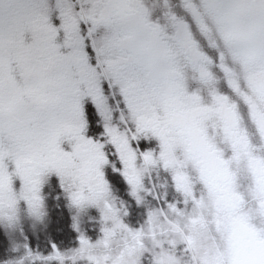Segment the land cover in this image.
I'll list each match as a JSON object with an SVG mask.
<instances>
[{
	"label": "snow or ice",
	"instance_id": "1",
	"mask_svg": "<svg viewBox=\"0 0 264 264\" xmlns=\"http://www.w3.org/2000/svg\"><path fill=\"white\" fill-rule=\"evenodd\" d=\"M179 3L161 25L144 0H0V224L42 220L49 185L78 233L0 264H233L212 255L225 170L232 214L264 238V0Z\"/></svg>",
	"mask_w": 264,
	"mask_h": 264
},
{
	"label": "rangeland",
	"instance_id": "2",
	"mask_svg": "<svg viewBox=\"0 0 264 264\" xmlns=\"http://www.w3.org/2000/svg\"><path fill=\"white\" fill-rule=\"evenodd\" d=\"M144 4L150 10L149 18L161 25L166 24L164 13L169 8L175 14L187 17L185 10L180 6L179 0H167V4L165 3V0H144ZM259 171L261 174L258 176V179L264 180V169H260ZM214 174L218 181L216 187L221 193V195L218 196V199L224 201V207L229 209V211L219 220V223L223 224L227 229L226 248L224 253H217L213 250V259L227 254L233 261V264H236L239 250L242 248L240 245L243 246L244 250L248 249V247L252 244L251 246L258 247L257 251L259 255L264 254V242H262L264 238L259 237L257 230L248 223L246 214H232L231 210L235 208V203L231 197H226L223 194L227 186L226 170L224 172L216 171ZM123 189L124 185H121V190L117 193V195H120L127 200L129 198ZM169 198H171V192L169 193ZM151 202L154 203L151 196L146 197L145 203ZM63 208L65 210L67 209V207H56L55 201L50 200L48 204L45 203L46 215L42 220H36L34 217H30L26 213L22 212L19 223L14 224L11 228H7L6 226L0 224V260L21 256L24 252L22 245L25 242L29 244L33 252L38 250L40 253L42 252L46 254L51 250L50 242L56 243L55 237L57 236L64 237L65 240H68L69 244H73L70 247H75L78 244L76 239L78 235H74L70 232V230H68L69 227L72 228V217L67 212L63 213ZM145 214L146 209L143 205L136 207L133 203V207L125 219L127 222L132 224V226H136V221L135 219L132 220V217L137 218L139 223L142 222L143 219H141V217L143 216L144 218ZM85 225L88 230L86 231L85 228L83 231L92 239H95L98 234L99 219L95 221V223L87 222ZM9 237H11V239H9ZM25 237H27L26 241ZM4 242L10 243L9 246H6V249L2 245ZM12 245L17 246L18 248L13 249ZM41 246H43L44 250ZM57 247L59 246L57 245ZM25 264H41V261H26Z\"/></svg>",
	"mask_w": 264,
	"mask_h": 264
},
{
	"label": "trees",
	"instance_id": "3",
	"mask_svg": "<svg viewBox=\"0 0 264 264\" xmlns=\"http://www.w3.org/2000/svg\"><path fill=\"white\" fill-rule=\"evenodd\" d=\"M44 193H45V203L46 204H48L50 200H53V201H55L56 207H58V206L67 207L66 210L63 208V210H62L63 213L67 212L71 217H72V215L75 214V209H70L68 207L67 200L62 194L59 196L58 199H55V196L57 195V193H59V189L57 187L45 185ZM21 207L23 208V206H21ZM137 211H138V209H137ZM98 217H99L98 211L96 209H94V208H90L88 213H87V215H84V216L82 215L81 216V219H80V227H81V229L83 230V229L86 228L85 223H87V222H89V223H93L94 222L95 223V221L98 220ZM133 219H135V221H136L135 224L137 225L139 220L137 218H135V217H132V220ZM141 219H143V216L141 217ZM68 230H70V232H72L74 235L75 234L78 235V233L73 228L69 227ZM85 230L87 231L88 229L86 228ZM55 242L57 243V245L59 247H61V249H66V248H69L71 245H73V244H69L68 240H65L64 237H60V236L55 237ZM262 242H264V240H262ZM9 244H10L9 242H7V243L4 242L2 245L6 249V246H9ZM251 245L248 247V249H244V250H243V246L240 245L242 248L239 250V253H238V256H237V260H236V264H241V262H243L245 260L254 259V258H257V257L260 256L258 254V251H257L258 247L255 246L256 247L255 248L254 246H251ZM41 247L44 250L43 246H41ZM39 249H41V248H39ZM36 252H39V251L37 250Z\"/></svg>",
	"mask_w": 264,
	"mask_h": 264
}]
</instances>
